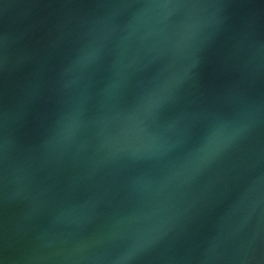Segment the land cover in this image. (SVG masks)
<instances>
[{"label": "water", "instance_id": "1", "mask_svg": "<svg viewBox=\"0 0 264 264\" xmlns=\"http://www.w3.org/2000/svg\"><path fill=\"white\" fill-rule=\"evenodd\" d=\"M0 264H264V0H0Z\"/></svg>", "mask_w": 264, "mask_h": 264}]
</instances>
